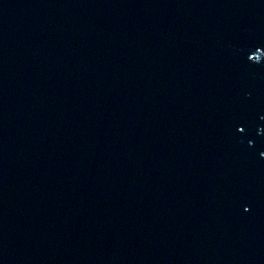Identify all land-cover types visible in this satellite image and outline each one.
I'll list each match as a JSON object with an SVG mask.
<instances>
[{"label":"water","instance_id":"obj_1","mask_svg":"<svg viewBox=\"0 0 264 264\" xmlns=\"http://www.w3.org/2000/svg\"><path fill=\"white\" fill-rule=\"evenodd\" d=\"M0 264H264V0H0Z\"/></svg>","mask_w":264,"mask_h":264}]
</instances>
